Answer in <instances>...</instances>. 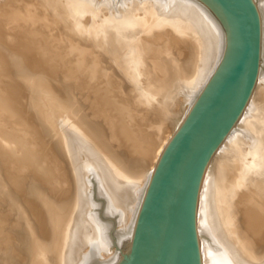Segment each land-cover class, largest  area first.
Masks as SVG:
<instances>
[{
  "label": "bare ground",
  "instance_id": "bare-ground-1",
  "mask_svg": "<svg viewBox=\"0 0 264 264\" xmlns=\"http://www.w3.org/2000/svg\"><path fill=\"white\" fill-rule=\"evenodd\" d=\"M21 1L23 2V0H21ZM7 2H10V0H8ZM13 2H14V0H13ZM254 2H255L257 11H258V15H259V19H260V25H261L260 70H259V74H258V78H257V83L255 85V89L253 91L251 99L249 100V103L247 104L243 114L241 115V117H240L239 121L237 122V124L235 125V127L232 129V131L227 136L225 141L219 147V149L216 152L215 156L213 157L209 167L207 168V171H206L205 176L203 178V182H202L201 190H200V194H199L198 208H197V231H198L199 247H200L202 264H264V180H258L262 176L261 174L264 175V168H263L264 161H263V158L260 157L262 154L261 152H262L263 147H264V140L261 139V137H259L261 135V133L263 134V132H264V130L261 129L262 127H264L262 125V120L264 119V114H263V110H264V0H254ZM59 3H64L66 5L69 4V6L72 5L71 8H73L74 11L75 10L77 11L79 8H82L93 19L100 18L99 14L102 13L103 11H109L110 16L104 20V22L108 25V27L105 29L99 28V30L101 31L100 33L102 35H105V36L107 34H109V32L113 34L112 41L110 40V42H108V43H111V45H113V46H111V45H109V46H111V48H113L112 51H114V52L117 51V49H116L117 47L115 46L116 42L120 43V41H122V42L126 43V45H128V43H127V42H129L128 40L129 39L133 40L132 41L133 47L130 50V52H128L131 55H130V57L127 58V59H130L128 61L129 65L130 64L139 65L141 62H144L145 59H157V61L160 62L159 60L163 59L162 58L163 55L160 56L161 55L160 54V55H156L153 57L150 55L151 52H149V50H150L149 48L152 47L153 44L157 43V41H158L157 38H160V36H164L166 38L168 37V39H169L168 44L167 45L162 44V45L167 47V51H168L167 54H169L171 52V54L173 53V57H174L170 61V63H168L164 66L165 68L162 67L163 69L160 68L159 70H157V68L155 66V63H157V61L154 62L153 63L154 68H156V70L153 69L152 71L149 72L150 76L152 78L156 79V81H157V78L159 80L160 77H164V78L166 77L168 80V77L170 76V80L166 81V83H159L158 82L156 84L157 85L161 84V88L163 87L162 88L163 90L160 89L159 87H158L159 89L157 88V90H159L160 93L162 92L164 94V98L160 101L161 102L160 104L163 103L161 106L164 105L166 108L167 107L170 108V106L173 107V110H171L172 112L171 111H168V112H171L170 116L173 118L174 122L171 120L172 121V124L170 123L171 126L170 127L167 126L166 129L164 128L165 126H163L162 128L165 131L155 133L156 134L155 137H157V138H155V140L153 139V137H154L153 134L150 135V132H148L149 135L152 137V140H154L152 147L149 145V147L151 149H150V151H147V152H149L148 154H146L145 152H142L141 151L142 147L138 146L141 139L139 140V138H137V134L136 135L132 134V133H134V131L131 132V129L133 128V126L128 127L129 125H127L128 128H131L130 130L127 131V132H129V131L131 132L129 135V139L134 140L135 143L132 141H131V143L136 144V147L132 146L133 148H137V149H134V153L138 151L136 156L134 158H131L132 160H130V163L132 165L136 166V168H134V167L133 168L137 169L134 174L132 172H130V174H129V172L126 173V171H124L123 169H120V171H119V169L116 170L115 168H113V166L110 168H111V170H114L115 173L111 171L113 173L112 174L110 172V170L107 171L105 169L106 166L104 165V167H103V165L100 162V160H102L101 156H100L101 159H99L98 158L99 156H96L97 154L95 155L96 152H94V151H96V149L93 147L94 146L96 147V145L91 146V145L87 144L90 146V149L89 148L86 149L87 146L85 147L86 144L84 143L85 142L84 140L87 139L88 141H90L93 138L92 137H91V139L89 138L90 140L88 138L84 139V137H82V136H84V133H83V135H81V132L84 130L85 133L87 132L88 134H90L92 131L91 132L88 131V129H86L87 127L81 123H75L76 124V126H75V124H72L73 121H72V123L69 121L70 124L64 123L62 125V127L64 128V131L66 132L65 134H66L67 145L68 146L70 145L66 158L70 159L72 161L71 165L73 167L70 166L71 169L73 168V171H72L73 172V174H72L73 175L72 187L74 184V187H73L74 193L69 188V190L72 191V194L70 193L67 196H65L68 192H66V194L64 193L65 195L63 194L64 195L63 197H65V198H63V201L64 200L68 201V200H72L73 198H75V199H77V205L76 206L77 207L80 206L81 209L78 213L75 210V212L77 214H79L78 216H76L78 218V220L74 217V215H77V214L73 215V218H75L78 222V229L75 230L74 233L70 232V233L64 234L62 232L63 229H62V231L61 230L58 231L59 233L62 232V234H64V237L62 238L63 240L60 238L62 242L59 243L58 246L55 245V247L57 246L56 250L57 249L61 250V252H60L61 254L57 255L59 258L58 260L61 261V264H119V262L123 256V253H124V251L128 245V242L132 236V233H133V230H134L135 225L137 223V220L139 218V214H140L143 202L145 200L149 185L151 183L152 177L155 173V170H156V168H157L168 144L170 143L171 139L174 137L176 132L179 130V128L181 127V125L185 121V119L188 116L190 110L192 109L194 103L196 102L197 98L199 97V95L203 91V89H204L205 85L207 84L210 76L212 75L216 65L218 64L221 56L224 53L225 32H224L222 26L220 25V23L214 17V15L204 5H202L200 2H198L196 0H62ZM59 3H58V0L55 1V3H54L55 8H56V5L59 6ZM4 4H5V2H4ZM0 5H1V3H0ZM131 5H136L137 7L135 8V10L142 12V14H145L148 11H152L153 19H149V20H147V22H143L142 19L140 18V16H141L140 14L136 15V14H133L134 10H131V9L127 10V8H129ZM17 7H19V6H17ZM18 9H21V8H18ZM82 9H80V10H82ZM79 12H81V11H79ZM34 13H36V12H33V15H34ZM39 13H36V17L34 19H36V18L38 19V17H41V15ZM17 14H19V13L17 12ZM10 15H13V12ZM25 15L27 16L28 14H25ZM26 16H25V18H26ZM58 16H60V15H58ZM76 16H78V15L76 14ZM79 16L77 18H79ZM4 17L5 16H3V18ZM22 17H24L23 14H22ZM7 18L8 17H6V19ZM16 18L17 17L12 16L7 20L9 23L13 24L15 22ZM27 18H28V16H27ZM32 18H31V20H32ZM34 19H33V21H34ZM3 20H5V19H3ZM25 20H22V21L24 22ZM20 21H21V19H20ZM26 21H28V19ZM33 21H31V22H33ZM37 21L35 20L34 22H36V24H39V23H37ZM6 23H7V21H6ZM81 23H82L81 18L76 19L77 25H80ZM24 24H25V22H24ZM28 24H30L29 21H28ZM7 25H8V23H7ZM30 25L27 28V31L31 27ZM14 26H12V28H14ZM35 27L37 28L36 25H35ZM5 28H8V27H5ZM24 29H25V27H24ZM33 29H34V26H33ZM145 29H147L148 31L146 32ZM2 30H4V29L1 28V31ZM16 31H19V30H16ZM143 31H145L146 33L143 34ZM28 32H27V34H28ZM32 32H34V31H31V33ZM8 33L10 34L9 31H8ZM13 33H15V32H13ZM19 35H18V37H19ZM31 35L30 36L26 35L27 36L26 38H28L27 41L33 40L31 38L29 39V37H31ZM2 36L4 37V35H2ZM21 36L23 37V35H21ZM6 37H5V39H6ZM11 37L12 36H10V38ZM15 37L17 38V36H15ZM35 37H34V39H35ZM26 38H24V39H26ZM41 39L42 38H40V41L43 42V40H41ZM21 40H23V39H21ZM70 40H72V39H70ZM3 41H0V43ZM165 42H166V40H165ZM35 43L37 44V42H35ZM119 43H117V44H119ZM162 43H163V41H162ZM4 44H5V42H4ZM40 44H41V42H40ZM104 45H106V44H104ZM120 46H122V45H120ZM153 46H155V45H153ZM1 47H0V49H1ZM0 52L2 53V51H0ZM1 53H0V55H2L4 57V54L3 53L1 54ZM135 54L137 56L133 57L132 55H135ZM184 54L186 55L185 58H184V56L183 57L181 56ZM13 55L17 56V54H13ZM35 55H37L36 52L33 49H29V50L23 51L20 54V56L19 55L18 56L21 59H31ZM42 55L43 54H41L40 56H42ZM10 57H12V56H10ZM112 57H113V55H112ZM14 58H16V57H14ZM122 59L125 60V58H122ZM135 59H137V60H135ZM4 61H5V59L3 60V62ZM65 61H67V60H65ZM126 65H127V63H126ZM76 69H77V67H76ZM73 70H72V72H73ZM123 70L118 71L119 74L123 77L130 73L128 66ZM63 72H64V70H63ZM75 72L77 75L78 71H75ZM67 73H66V77L68 75ZM70 73H71V70H70ZM80 73H81V71H80ZM74 74L75 73H73L72 75H74ZM102 74L104 76H106L107 78H110L109 77L110 76L109 71L104 70ZM146 74H144L143 76H145ZM69 75H68V77H70ZM63 76H64V74H63ZM147 77L149 79V76H147ZM73 82H74V80H73ZM80 85H82V84H80ZM93 85H92V87H93ZM111 88H108L107 90L104 89L105 90L104 93L108 94L109 92H111L113 90V88L112 89ZM137 88H138V91L140 90V93L143 94V96H144V98H142L141 101L146 106H148L147 109L150 110V111H148V112H150L148 114L150 116H153V115L155 116V114L158 113L157 110L159 107H157V106L159 105L158 104L159 102H156V100L153 98L154 95L152 93H151L152 95L146 93V92H149L148 90H150L151 88L149 89L148 85H144V84L139 85ZM75 89H77V88H75ZM44 92H46V90H44ZM110 94H112V93H110ZM13 95L17 96L16 93H14ZM16 96H14V97H16ZM141 96L142 95H140V98H141ZM7 99L8 98H6L5 100H7ZM14 99H16V98H14ZM107 99L108 98H106V100ZM113 100L115 101V99H113ZM12 102H14V100H12ZM116 102H118V101H116ZM154 102H156V106H154V104H153ZM100 103H101V101H100ZM66 104H67V102H66ZM0 105H2V104H0ZM54 105H56V104H54ZM102 106H104V105H102ZM110 106H112V103ZM118 107H119V105H118ZM118 107H115V108H118ZM121 107L127 108L126 106H121ZM165 107H162V108H165ZM49 109H50V107H49ZM66 110H67V108H66ZM45 111H47V110H45ZM161 111H163V110H161ZM151 112H153V113H151ZM61 113H62V111H61ZM61 113L60 114L55 113V114L58 115V117H59V115L61 116ZM86 113H88V112H86ZM9 114H11V113H9ZM55 114H53V115H55ZM162 114H163V112H162ZM22 116H24V115H22ZM160 116H161V114H160ZM160 116H159V118H160ZM88 117H89V115H88ZM155 117H157V116H155ZM85 118L87 119V117H85ZM56 119H57V117H56ZM168 119H169V117H168ZM7 120L8 119H6V121ZM79 120H82V119L79 118ZM89 120H90V118H89ZM120 120H122V119H120ZM162 120H163L162 117L160 119L157 118L156 125L162 123ZM0 121H1V119H0ZM61 122H62V120H61ZM150 124H151V122H150ZM162 125H164V124H162ZM159 126L161 127V125H158V128L156 131L159 130ZM16 127H17V125H16ZM125 127H126V125H125ZM75 128H77V130ZM259 129L262 130V132L260 134H258ZM153 130L155 131V129H153ZM96 131H98V130H96ZM96 131H94V132L96 133ZM123 132L124 131H122V133ZM127 132H125V133H127ZM151 133H153V132L151 131ZM1 134H2V132H1ZM6 135H4V136L6 137ZM80 136L83 138V141H84L83 143L81 141L82 138H80ZM90 136H92V135H90ZM11 137H13V136H11ZM88 137H89V135H88ZM6 138H9V137H6ZM144 138H145V140H148L146 137H144ZM125 140H127V138ZM148 141H146V142H148ZM22 142H24V141H22ZM119 142H120V140H119ZM148 143H150V141ZM151 143H152V141H151ZM91 144H94V143L92 142ZM97 145H99V144L97 143ZM126 145L128 146V144H126ZM140 146H141V144H140ZM34 147H36V146H34ZM63 147L64 146H62L61 148H63ZM129 147H131V146H129ZM133 148H132V151L130 150L131 153L133 152ZM5 149H7V148H5ZM24 149H27V148H24ZM142 149H144V148H142ZM147 150H148V148H147ZM28 151H30V150H28ZM28 151L25 150L24 152H28ZM65 151H67V150H65ZM24 152H22V153H24ZM100 152L101 151L99 150V153ZM29 153L32 154L33 152L32 153L29 152ZM77 153L80 154V156ZM104 153H103V155H104ZM106 153H108V152H106ZM33 154H35V153H33ZM33 154H32V156H33ZM76 154L79 156L78 158H75ZM3 156H5V154ZM32 156L29 158H33ZM7 157L8 156L6 155V158ZM26 157L24 154L23 158L26 159ZM25 159H23V160L25 161ZM33 159H36V161H38L37 158H33ZM105 159L106 158H104V160ZM115 159H116V157H115ZM15 160H17V159H15ZM109 160L111 161L110 158H109ZM112 160H113V158H112ZM120 160H121V157H120ZM120 160L118 159V161H120ZM0 161H2V160H0ZM9 161H11V160H9ZM32 161H34V160H32ZM45 162L46 161H44V163ZM103 162L104 161H102V163ZM106 162H107V160L105 161V163ZM114 162H115V160H114ZM12 163H14V162H12ZM16 163H17V161H16ZM20 163L23 164L22 162H20ZM39 163H41V162H39ZM112 163H113V161H112ZM122 163L120 162L121 165L119 164L120 166H118L117 159H116L117 167H119V168L122 167L123 166ZM124 163L126 165L127 162H124ZM8 165H10V164H8ZM14 165H15V163H14ZM35 165L37 166L36 163H35ZM51 165H53V164H51ZM16 166H14V169ZM25 167L26 166H24V168ZM49 167H50V165H49ZM108 167L109 166L107 165V169H108ZM129 167L130 166H128L127 168H129ZM9 168L11 170V166ZM38 168H40V167L37 166V169ZM50 168H48V169H50ZM122 168H124V166ZM223 168L229 169L230 172L228 171L229 173H226L225 172L226 170L224 171ZM21 169H23V165H22ZM71 169H69V170H71ZM232 169H236V170L234 171ZM6 170H7V168H6ZM27 170H28V168H27ZM64 170H65V168H64ZM121 170H123L124 172H122ZM128 170L129 169H127V171ZM25 171H26V169H25ZM14 173H16V172H14ZM23 173H24V171H23ZM29 173H31V172H29ZM49 173H52V172H49ZM35 175H38V172H37V174L35 172ZM24 176H25V174H24ZM59 176H60V174H59ZM17 177H18V175H17ZM17 177L15 175V179ZM51 177H52V175H51ZM91 177H93V179L95 178L96 182H98L99 196H101L105 199L107 215L108 216H116V218H117V225L119 226L118 228H120V230L117 231L114 235H112V225L110 223H107V222L105 223V222L101 221L99 216L97 217V213L95 215L92 212V209L94 207V200L92 201V199H93V198H91L92 194L89 192L90 191L89 190L90 183H92L90 180ZM2 178H4V177L0 176V189L3 192V194H6L9 196L8 193L11 192L10 188H12V184H10L7 181V183H9L11 186L8 185L7 183H5L6 182L5 178H4L5 182ZM8 178L12 179L11 176ZM20 178H22V177H20ZM19 179H18V181H19ZM28 179H29V177H28ZM38 179H40V177ZM52 179H55V177ZM16 180H14V181H16ZM21 180L24 181L26 179L23 180V178H22ZM33 180H35V179H33ZM14 181H13V185L15 186ZM71 181L72 180H70V182ZM34 183H35V181H34ZM20 184H22V183H20ZM60 185H62V184H60ZM15 187H17V186H15ZM48 192H49V190H48ZM245 192L246 193L248 192L247 197L249 199L244 202V204L242 205V206H244V208L242 210H240V209H238L237 206L242 204L241 201L246 197ZM47 196H49V195H47ZM238 197L241 200H239ZM3 198H5V197H3ZM0 199H1V196H0ZM1 201H0V204H1ZM65 201H64V204H65ZM74 201H70V202H74ZM2 203H4V202L2 201ZM68 203L65 205L69 206L67 208H71L70 204L68 205ZM72 204L75 205V203H72ZM2 206L5 207V205H2ZM15 206H16V203H15ZM47 208H48V206H47ZM64 208H65V206H64ZM67 208H65V210H67L66 213H68V211H69ZM10 210H15V208H13V209L10 208ZM65 210L61 211L60 214L65 212ZM52 211H54V210H52ZM241 211L242 212L245 211V213L244 212L242 213ZM47 212L48 211L46 210V213ZM55 212H54V214H55ZM69 212H71V209ZM66 213H63V214H66ZM2 215H3V213H2ZM12 215L15 216V214H12ZM65 216H67V215H65ZM65 216H63V217H65ZM16 218H17V216L15 217V219ZM0 221H2V220H0ZM8 221H10V219ZM11 221H12V219H11ZM65 221H66V223H64V224H66L68 226L67 220H65ZM65 221H63V222H65ZM31 222H33V221H31ZM49 222L47 224L50 225ZM61 223H62V220H61ZM70 224L71 223H69V225ZM37 225H38V223H37ZM46 226H47L46 223H44L43 224L44 230L41 229L42 231H39L38 234H36V237L32 241L30 240L31 243H29V245H31L32 247L40 246L37 249V251L35 253H33V255H32L33 256L32 261L34 262V264H37V262H39V260L44 264L49 263V262L48 263L46 262L48 260L47 259L48 257L45 258V256H47V255L43 254L40 257L41 250H50L51 249V248L45 249L47 243L48 242L50 243V241H52V239H49L50 237H48V233L46 232V230L49 228V226L48 227H46ZM72 227H73V224H71L70 228H72ZM57 228L61 229V227H56V229ZM67 230H70V229H67ZM67 230H64V231H67ZM71 231H73V230H71ZM67 232H69V231H67ZM55 233H57V232H55ZM57 238L55 239L56 240L55 242H57ZM48 246H50V245H48ZM114 246L118 248L119 252L115 253L113 251ZM33 252H34V250H33ZM252 253L255 254V257H251ZM18 257H20V256H18ZM258 257H260V258H258ZM15 258H16V254H15ZM23 258H24V256H23ZM20 260H21V257H20ZM16 262H17V260L15 261V263ZM18 262H19V260H18ZM20 262H22V261H20Z\"/></svg>",
  "mask_w": 264,
  "mask_h": 264
},
{
  "label": "rangeland",
  "instance_id": "rangeland-1",
  "mask_svg": "<svg viewBox=\"0 0 264 264\" xmlns=\"http://www.w3.org/2000/svg\"><path fill=\"white\" fill-rule=\"evenodd\" d=\"M7 1L8 0H5V1L0 0V3L2 5V6L0 5V16H1L0 19L2 20V21L0 20V34H1L0 35V41L4 40L3 42H1L2 44L0 43V45L3 47L2 48L0 46L2 49V50L0 49V51H2V53L4 54V57L2 55H0V62L2 61L0 63V97H1L0 98V100H1L0 104H2V105H0V114H1L0 115V119H1V121H0L1 122L0 123V130H1L0 131V160H2V161H0V167L3 169L2 170L0 168V171H1L0 176L5 178L6 182H5L4 178H2L5 183H7V181H8L10 184H12V188H10L11 192L8 193L9 196L6 194H3V192L0 189V196H1L0 201L2 200L4 203H2V201H1V204L5 205V207H4L0 204V220H2V221H0V229H1L0 230V239H1L0 240V264H22V263L23 264H28V263L34 264V262L32 261V257H33L32 255H33V253H35L37 251V249L40 246L32 247L31 245H29V243H31V241L36 237V234H38L39 231L44 230V227H43L44 223H46V225H47L46 227L49 226V228L46 230V232L48 233V237H50L49 239H52V241H50V243L48 242L46 247H45V249L46 248L47 249L51 248V249L50 250H41L40 257L44 254V255H47V256H45V258L48 257L47 258L48 260L46 259L47 260L46 262L47 263L49 262L48 264H61V261L58 260L59 258L57 256V255L61 254L60 253L61 250L60 249L56 250V247L59 245V243L62 242L61 239L64 237V234H67L70 232L74 233V231L78 229V222H77L78 218L76 216L79 215L77 213L81 209L80 206H78V207L76 206L77 205V199H75V198H73L72 200H68V201L64 200L65 204H67L69 202L68 205L70 204L71 208H67L69 206H66L64 204V201H63V198H65L63 196L66 194V192H68V193L65 196H67L70 193L72 194V191L74 193V188H73L74 184L72 187V183H73V179H72L73 172L72 171H73V168L72 169L70 168V166L73 167L71 165L72 161L70 159L66 158L70 145L69 146L67 145L66 134H65L66 132L64 131V128L62 127V125L64 123L70 124V122L72 123V121H73L72 124L81 123L87 127L86 129H88V131H90V132L92 131L90 134H88L87 132L85 133V131L83 130L81 132V135H83V133H84V136H82V137H84V139H86V138L91 139V137L93 139L92 140L89 139L90 141H88L86 139V140H84L85 141L84 142L83 138L80 136V138H82L81 141H82V143L84 142L86 144V145L84 144L85 147L87 146L86 149L87 148L90 149L89 145H91V146L96 145L97 148L95 146L93 147L96 149V151H94V152H96L95 155L97 154L96 156H99L98 157L99 159L102 158V160H100V162L103 165V167H104V165L106 166L105 169L107 171L110 170V172L111 171L114 172V170H111V168H110L113 166V168H115L116 170L119 169V171H120V169H123L124 171H126V173L129 172V174H130V172H132L134 174L137 169H134V168H136V166L132 165L130 163V160H132L131 158H134L136 156L138 151L134 153V149H137V148H133L134 146L136 147V144H134L135 143L134 140L129 139L130 133L132 131H134V133H132V134H135V135L137 134V138H139V140L141 139L140 143L138 142L139 143L138 146L144 148V149L141 148V151L148 154L149 152H147V151H150V149H151L149 147V145L152 147L155 138H157V137H155V135H156L155 133L165 131L162 127L165 126L164 128L166 129L167 126H169V127L171 126L170 123L172 124V121L174 122L173 118L170 116V113L172 112L171 110H173V107L170 106V108H168V107L166 108L164 105L161 106L163 103L160 104L161 103L160 101L164 98V94L162 92L160 93V91L157 90V88L159 87L160 89H162L163 87L161 88V84L160 85L158 84L159 86L156 84L158 82L159 83H166V81L170 80V76L168 77V80L166 77L165 78L160 77V79L158 80V78H157V81H156V79L152 78L150 76V73H149L153 69L156 70V68H157V70H159L160 68L161 69L165 68L164 66L166 64L170 63V61L174 57H173V53L171 54V52L169 54H167V52H168L167 47L163 46V45L168 44V40H169L168 37L166 38L164 36H160V38H157V40H158L157 43L153 44L155 46L152 45L153 48L152 47L149 48L150 49L149 52H151V54H150L151 56L154 57V56L160 55V54H161L160 56L163 55L162 56L163 59L159 60L160 62H158L157 59H145L144 62H141L139 65H132V64L129 65L128 61L130 59H127V58L130 57V55H131L128 52H130V50L133 47V43H132L133 40L129 39L128 40L129 42H127L128 45H126V43H124L122 41H120V43L119 42H116V44L114 43L115 46L117 47L116 48L117 51L114 52V51H112L113 48H111V46H113V45H111V43H108V42H110V40L112 41L113 34L109 32V34H107L105 36V35H102L100 33L101 31L99 30V28L105 29L108 27V25L104 22V20L110 16L109 11H103L102 13L99 14L100 18L93 19L82 8H79L77 11L76 10L74 11L73 8H71L72 5L69 6V4L66 5L64 3H59L62 0H58L59 6L56 5L57 9L54 6L55 1H57V0H23V2L21 0H19L20 2L18 0H16V1L14 0V2H13V0H10V2H7ZM4 2H5V4H4ZM17 6H19V7H17ZM136 7H137L136 5H131L129 8H127V10L131 9V10H134L133 14H136V15L140 14L141 16L140 15L139 16L143 22H147V20L153 19L152 11H148L145 14H142V12L135 10ZM18 8H21V9H18ZM80 9H82V10H80ZM11 11L13 12V15H10V14H12ZM79 11H81V12H79ZM17 12L20 15L17 14ZM33 12H36V13L40 12L39 14L41 15V17H38L39 20L37 18L34 19L36 17V13H34V15H33ZM22 14L24 17H22ZM25 14H28L27 15L28 18ZM76 14L78 16L81 14L80 15L81 17L79 16V18H77L78 16H76ZM58 15H60V16H58ZM3 16H5V17L3 18ZM12 16L18 18V19L16 18L15 22L13 23L15 26L12 23H9L7 20ZM25 16L31 25L28 24V21H26L27 19L25 18ZM6 17H8V18L6 19ZM31 18H32V20H31ZM80 18H81L82 23L80 25H77L76 19H80ZM3 19H5V20H3ZM20 19H21V21H20ZM33 19H34V21L38 20L39 22L37 21V23H39V24H36V22H34ZM22 20H25L24 21L25 24ZM6 21H7L8 25H7ZM31 21H33V22H31ZM11 25L14 26V28H12ZM29 25L31 27L28 29V31H29L28 32L27 28L29 27ZM32 25L34 26V29L36 28L35 25L37 26V28L34 30ZM5 27H8V28H5ZM24 27H25V29H24ZM1 28L4 29V30H2L4 33L1 31ZM15 29L19 30V31H16ZM145 30H146V32L148 31L147 29H145ZM8 31L10 32V34L8 33ZM31 31H34V32L31 33ZM36 31L38 33L39 32L40 33L38 34ZM13 32H15V33H13ZM27 32H28V34H27ZM146 32L143 31V34H145ZM2 35H4V37ZM18 35H19V37H18ZM21 35H23V37L25 36L24 38H26L28 35L29 36L31 35V37H29V39L31 38L33 40L27 41L28 38L24 39ZM10 36H12V37L10 38ZM15 36H17V38ZM33 36L35 37V39ZM5 37H6V39H5ZM40 38H42L41 40H43V42L40 41ZM21 39H23V40H21ZM70 39H72V40H70ZM165 40H166V42H165ZM34 41L37 42V44ZM162 41H163V43H162ZM4 42H5V44H4ZM40 42H41V44H40ZM117 43H119L122 46H120ZM104 44H106V45H104ZM109 45H111V46H109ZM29 49H33L37 55H35L31 59L19 58L20 54L23 51L29 50ZM13 54H17V56L13 55ZM41 54H43L44 56L43 55H42L43 57L40 56ZM185 54L181 55V56L182 57L184 56V58H185L186 57ZM112 55H113V57H112ZM10 56H12V57H10ZM132 56L136 57L137 55L135 54ZM14 57H16V58H14ZM122 58H125V60ZM4 59H5V61L3 62ZM65 60H67V61H65ZM135 60H137V59H135ZM156 61H157V63H155L156 68H154L153 63ZM126 63H127V65H126ZM127 66H128V69L130 70V73L123 77L119 74L118 71L125 69ZM76 67H77V69H76ZM63 70H64V72H63ZM70 70H71L72 74L73 73H75V74L72 75L70 73ZM72 70H73V72H72ZM104 70H107L110 72V76H109L110 78H107L106 76H104L102 74ZM75 71H78L77 75H76ZM80 71H81V73H80ZM66 73L68 75L70 74L69 75L70 77H68V75L66 77ZM143 73L144 74L147 73L146 75L149 76V79L146 75L143 76L144 75ZM63 74H64V76H63ZM73 80H74V82H73ZM80 84H82V85H80ZM143 84L148 85L149 89L151 88L150 90L147 89L149 92H146V93L147 94L152 93L154 95L153 98L156 100V102H159L158 103L159 105L157 104L158 105L157 107H159L157 110L158 113L155 114V116H157V117H155L154 115L150 116L148 114V113H150V112H148L150 110L147 109L148 106H146L141 101V99L144 98V96H143V94L140 93V90L138 91L137 87L139 85H143ZM92 85H93V87H92ZM111 87L113 88V90H112L113 92L111 91L108 94L104 93L105 90H107L108 88H111ZM75 88H77V89H75ZM44 90H46V92H44ZM12 93L13 94L16 93L18 97L16 95H13ZM110 93H112V94H110ZM140 95H142L143 97L141 96V98H140ZM14 96H16V97H14ZM6 98H8V99L5 100ZM14 98H16V99H14ZM106 98H108V99L106 100ZM113 99H115V101ZM12 100H14L15 103L12 102ZM100 101H101V103H100ZM116 101H118L119 103ZM66 102H67V104H66ZM156 102L153 103L154 106H156ZM111 103H112V106H110ZM54 104H56V105H54ZM102 105H104V106H102ZM118 105L120 108L118 107ZM121 106H126L127 108H125V107L122 108ZM49 107H50V109H49ZM65 107L67 108V110ZM115 107H118V108H115ZM162 107H165V108H162ZM45 110H47L48 112ZM161 110H163V111H161ZM61 111H62V113H61ZM85 111L88 113H86ZM168 111H171V112H168ZM162 112H163V114H162ZM9 113H11V114H9ZM55 113L56 114L61 113V116L59 115V117H58V115H56ZM151 113H153V112H151ZM53 114H55V115H53ZM160 114H161V116H160ZM263 114H264V110H263ZM22 115H24V116H22ZM88 115H89V117H88ZM159 116H160V118L162 117L163 120H162V123L156 125L157 118L160 119ZM56 117H57V119H56ZM85 117H87V119ZM168 117H169V119H168ZM79 118L82 120H79ZM89 118H90V120H89ZM6 119H8V120L6 121ZM120 119H122V120H120ZM61 120H62V122H61ZM150 122H151V124H150ZM162 124H164V125H162ZM16 125H17V127H16ZM125 125H126V127H125ZM127 125H129L128 127L133 126V128L132 129L128 128ZM158 125H161V127L159 126V130L156 131L158 128ZM262 125L264 126V119L262 120ZM75 126H76V124H75ZM125 128L126 129L128 128V129L126 130ZM75 129L77 130V128H75ZM130 129H131V132L130 131L127 132ZM153 129H155V131ZM261 129L264 130V127H262ZM261 129H259L258 134H260L262 132ZM96 130H98V131H96ZM94 131H96V133ZM122 131H124V132L122 133ZM151 131L153 133H151ZM1 132H2V134H1ZM125 132H127V133H125ZM148 132H150V135L153 134L154 140H152V137L149 135ZM3 134L4 135L7 134L6 137H9V138H6ZM88 135H89V137H88ZM90 135H92V136H90ZM11 136H13V137H11ZM144 137H146V138L148 137L147 139L150 141V143H148L149 141L145 140ZM259 137H261V139L264 140V132H263V134L261 133V135ZM126 138H127V140H125ZM119 140H120V142H119ZM22 141H24V142H22ZM91 141L94 144H91L92 143ZM131 141L134 143H131ZM146 141H148V142H146ZM151 141H152V143H151ZM97 143L99 145H97ZM87 144H89V145H87ZM126 144H128V146ZM140 144H141V146H140ZM34 146H36V147H34ZM62 146H64V147L61 148ZM129 146H131V147H129ZM5 148H7V149H5ZM24 148H27V149H24ZM132 148H133V152L131 153ZM147 148H148V150H147ZM64 149L67 151H65ZM98 149L101 151L100 153H99ZM25 150L26 151L30 150V151L24 152ZM22 152H24V153H22ZM29 152H31V153L33 152L35 154L32 153L33 154V156H32V154H30ZM106 152H108V153H106ZM103 153H104V155H103ZM261 153L262 154L260 157H262L263 161H264V147H263V150ZM4 154H5V156H3ZM24 154H25V157L27 156L26 159L23 158ZM77 154H76L75 158H78L80 156V154H78L79 156ZM6 155L8 156L7 157L8 159L6 158ZM31 156L33 158H37L38 161H36V159L29 158ZM100 156H101V158H100ZM111 157L113 158V160ZM115 157L117 159L118 166L121 165L120 162L121 163L123 162L122 164H123L124 168H122L123 166L120 168L117 167ZM120 157H121V160H120ZM104 158H106V159L104 160ZM109 158L111 159V161L109 160ZM15 159H17V160H15ZM23 159H25V161ZM118 159L120 161H118ZM9 160H11V161H9ZM32 160H34V161H32ZM106 160H107V162L105 163ZM114 160H115V162H114ZM16 161H17V163H16ZM44 161H46V162L44 163ZM102 161H104L103 162L104 164L102 163ZM112 161L114 164L112 163ZM12 162H14L15 165ZM20 162H22L23 164H21ZM39 162H41L42 164ZM124 162H127L126 165ZM35 163L40 168L37 169V166L35 165ZM8 164H10V165H8ZM51 164H53V165H51ZM22 165H23V169H21ZM49 165H50V167L51 166L52 167L50 168ZM107 165L109 166L108 169H107ZM10 166H11V170L9 168ZM14 166H16L15 167L16 170L14 169ZM24 166H26L28 168V170L26 167L24 168ZM126 166L127 167L130 166V167L127 168ZM5 167L7 168L8 171L6 170ZM48 168H50V169H48ZM64 168H65V170H64ZM263 168H264V166H263ZM25 169H26V171H25ZM69 169H71V170H69ZM127 169H129V170L127 171ZM22 170L24 171V173ZM123 170H121V171L124 172ZM223 170L224 171L226 170L225 171L226 173L230 172L229 169L223 168ZM232 170L235 171L236 169H232ZM13 171L16 173H14ZM29 172H31V173H29ZM35 172H36V174L38 172L39 176L35 175ZM49 172H52L53 174L54 173L55 174L53 175L52 173H49ZM14 174L16 175V177L18 175V177L16 178L17 180L15 179ZM24 174H25V176H24ZM59 174H60V176H59ZM9 175L11 176L12 179L8 178V177H10ZM51 175H52V177H51ZM261 175L262 176L258 180H264V175L263 174H261ZM20 177H22L23 180L24 179H26V180L22 181L21 180L22 178H20ZM28 177H29V179H28ZM39 177H40V179H38ZM54 177H55V179H52ZM32 178L35 180H33ZM18 179H19V181H18ZM14 180H16L17 182ZM70 180H72V181L70 182ZM90 180L92 183H90V188H89L90 191L89 192L92 194L91 195V198H93L92 201L94 200V207L92 209V212L95 215L97 213V217L99 216L101 221H103L105 223L106 222L110 223L112 225V235H114L117 231L120 230V228H118L119 226L117 225V218H116V216H108L107 215L105 199L103 197L99 196L98 182H96V179L95 178L93 179V177H91ZM13 181H14L15 186H17V187H15L13 185ZM34 181H35V183H34ZM9 183H7V184L10 185ZM20 183H22V184H20ZM60 184H62V185H60ZM69 188L72 191L69 190ZM48 190H49V192H48ZM47 195H49V196H47ZM245 195H246V197L244 199L242 198L244 201L243 200L241 201L242 204L239 205L240 207L237 206L238 209H240V210H242L244 208V206H242L244 204V202L249 199L247 197L248 192L247 193L245 192ZM3 197H5V198H3ZM238 199H239V197H238ZM239 200H241V199H239ZM70 201H74V202H70ZM15 203H16V206H15ZM72 203H75V205ZM47 206H48V208H47ZM64 206L69 211L71 209V212L68 211V213H66L67 210H65ZM10 208H12V209L15 208V210H10ZM46 210L48 211L47 213H46ZM52 210H54V211H52ZM64 210H65V212H63V213H66V214H63V213L60 214V212L64 211ZM75 210L77 213L75 212ZM54 212H55V214H54ZM243 212L245 213V211H243ZM2 213H3V215H2ZM11 213L15 214V216L12 215ZM74 214H77V215H74ZM65 215H67V216H65ZM73 215L77 220L75 218H73ZM16 216H17V218L15 219ZM63 216H65V217H63ZM9 219H10V221H8ZM11 219H12V221H11ZM61 220H62V223H61ZM65 220H67L68 226L66 224H64V223H66ZM31 221H33V222H31ZM63 221H65V222H63ZM48 222L50 223V225L47 224ZM37 223L39 226L37 225ZM69 223L73 224L74 228L73 227L70 228L71 224L69 225ZM56 227H61V229L60 228L56 229ZM65 227L67 229H70V230H67ZM62 229H63V231H62ZM60 230L64 234H62V232L59 233L58 231H60ZM64 230H67L69 232L64 231ZM71 230H73V231H71ZM55 232H57V233H55ZM56 238H57V242H55ZM48 245H50V246H48ZM55 245H57V246L55 247ZM33 250H34V252H33ZM113 251L115 253L119 252L118 248L115 246L113 247ZM15 254H16V258H15ZM18 256L21 257V260H20V257H18ZM23 256H24V258H23ZM251 257H255V254L252 253ZM22 258L24 260L25 259L26 260L24 261ZM258 258H260V257H258ZM16 260H17V262L15 263ZM18 260H19V262H18ZM20 261H22V262H20ZM37 264H44V263H42L39 260V262H37Z\"/></svg>",
  "mask_w": 264,
  "mask_h": 264
},
{
  "label": "water",
  "instance_id": "water-1",
  "mask_svg": "<svg viewBox=\"0 0 264 264\" xmlns=\"http://www.w3.org/2000/svg\"><path fill=\"white\" fill-rule=\"evenodd\" d=\"M225 32L224 53L168 144L119 264H202L197 208L213 157L257 83L261 25L254 0H196Z\"/></svg>",
  "mask_w": 264,
  "mask_h": 264
}]
</instances>
